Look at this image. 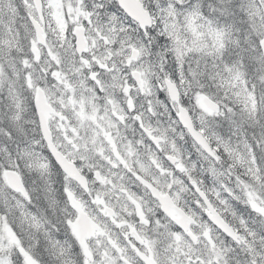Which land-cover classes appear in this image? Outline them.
I'll list each match as a JSON object with an SVG mask.
<instances>
[{"label":"snow or ice","instance_id":"snow-or-ice-1","mask_svg":"<svg viewBox=\"0 0 264 264\" xmlns=\"http://www.w3.org/2000/svg\"><path fill=\"white\" fill-rule=\"evenodd\" d=\"M0 264H264V0H0Z\"/></svg>","mask_w":264,"mask_h":264}]
</instances>
